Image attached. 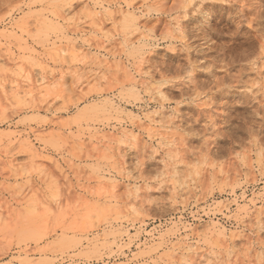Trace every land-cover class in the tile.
Instances as JSON below:
<instances>
[{
  "label": "rangeland",
  "instance_id": "1",
  "mask_svg": "<svg viewBox=\"0 0 264 264\" xmlns=\"http://www.w3.org/2000/svg\"><path fill=\"white\" fill-rule=\"evenodd\" d=\"M182 2L0 0V264H145L177 220L193 240L213 225L231 237L198 264H247L264 244V0ZM169 153L195 181L176 203L156 179ZM121 231L124 254L98 257Z\"/></svg>",
  "mask_w": 264,
  "mask_h": 264
},
{
  "label": "clouds",
  "instance_id": "2",
  "mask_svg": "<svg viewBox=\"0 0 264 264\" xmlns=\"http://www.w3.org/2000/svg\"><path fill=\"white\" fill-rule=\"evenodd\" d=\"M187 6V0H183L182 3L177 5V8L174 11L182 10L184 7ZM50 7H55L59 9L71 7V0H57V3L54 5H50ZM135 17L132 15L126 16L124 18V23L134 20ZM164 37H162L163 39ZM149 95L151 96V91H149ZM130 102L137 103L141 100V95L139 92L134 93L131 97H128ZM155 113H148L145 112L144 119H151V117ZM126 122H131L135 124L137 121L141 119V117L137 116H125L123 117ZM133 137V133L125 128L121 131L120 135L116 138L115 143H126L131 140ZM166 140L161 141V148L169 147L171 141L165 143ZM259 161L264 167V149H261L258 153ZM180 163L179 155L174 153H169L167 156V162L165 164L164 170L160 173L156 179L162 184L166 181V179L171 180L175 188V192L173 195V203H176V193L181 190H186L187 187L191 186L190 181L193 183L192 176L180 177V174L176 172V167ZM172 169L170 172L169 169ZM121 174H124L121 171ZM264 175V171L261 172ZM129 178H131V174H127ZM143 179V178H139ZM229 186L224 183L213 182V184L208 188V192L212 191H225L226 188ZM232 188H239L241 187L240 182L231 185ZM140 191L138 185H133L127 191L126 195V202L128 200H134L137 198V193ZM259 199L264 200V190H262ZM181 203H186V201H181ZM223 201L220 203H213L208 205L207 212L210 215H214L221 210L223 205ZM135 211V210H133ZM260 230L264 231V225H260ZM189 229V226L182 223L181 221H173L170 222L169 227L167 230L162 231L158 236L151 238L149 241L145 242V246L138 252L139 257H149L150 259L145 262V264H198L195 260V256L198 252L202 251V246H208L211 249L219 248L220 241L226 240L231 241L230 236H225L224 230L217 225H213L208 229L207 232H203L200 234L199 238L193 240L191 238V233L189 232L188 235H181L182 232H185ZM134 238L127 237L125 239L124 233L121 231L119 233L113 234L108 242L104 244L102 247H99L96 250V255L103 256H115L119 257L124 254V250L128 248L129 243ZM226 251L229 255L239 252L240 249L227 247ZM249 252H254V257L249 258L247 264H264V244H261L257 247H253V245H249L248 249L244 250L243 255L248 256ZM162 253V254H161ZM215 255V252L212 253ZM179 255L178 259H174ZM208 264H212L211 261Z\"/></svg>",
  "mask_w": 264,
  "mask_h": 264
}]
</instances>
